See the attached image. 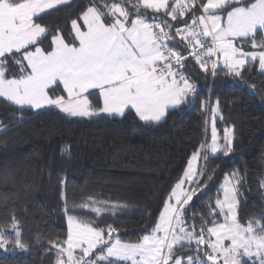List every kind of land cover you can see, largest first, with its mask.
Returning <instances> with one entry per match:
<instances>
[{"label":"trees","instance_id":"1","mask_svg":"<svg viewBox=\"0 0 264 264\" xmlns=\"http://www.w3.org/2000/svg\"><path fill=\"white\" fill-rule=\"evenodd\" d=\"M113 2L124 4L125 0H71L42 13L35 18L46 29L41 46L47 48L51 37L58 34L73 42L71 21H80L82 13L94 4ZM135 3L128 0L125 6L133 12ZM201 14L200 9L195 12ZM219 14L226 17V12ZM147 15H153L151 10ZM163 18L176 24L171 17ZM183 19L192 23L191 16ZM261 37L264 31L259 29L257 43ZM184 43L177 46L170 42V46L187 58L180 70L195 91L182 104L168 109L158 122L141 121L131 108L123 115L72 117L56 108L37 111L0 97V231L17 222L28 248L27 255L0 256V264H56L58 253L53 245L66 240L69 215L99 228L115 229L112 242H139L147 234L145 229L150 232L158 220L162 201L197 150L203 151L204 157L192 183L196 194L184 207L186 224L199 230L202 220L224 221L223 215H212L210 209L223 197L226 178L236 173L241 181L236 186L237 219L245 226L251 222L256 234H261L264 71L257 59L248 60L240 76L222 64L213 75L210 68L204 71L199 67L189 55L190 49L184 50ZM240 43L238 40L237 45ZM244 45L245 51L259 50L251 47V41ZM9 68L18 71L11 62ZM89 99L98 106L97 91ZM212 117L221 146L225 131L229 134L232 151L227 154L226 149L213 154L210 148H201L210 143ZM97 208L99 213L94 211ZM175 247L177 256L192 254L186 247ZM237 257L239 264H260L251 257ZM201 258L206 259L202 253Z\"/></svg>","mask_w":264,"mask_h":264},{"label":"snow or ice","instance_id":"2","mask_svg":"<svg viewBox=\"0 0 264 264\" xmlns=\"http://www.w3.org/2000/svg\"><path fill=\"white\" fill-rule=\"evenodd\" d=\"M64 2L0 0V97L37 110L56 108L72 117L123 115L131 108L141 121L150 122L161 120L169 106L182 104L195 91L180 71L187 58L169 46L170 42L177 46L186 42L184 50L194 49L189 55L204 71L210 68L213 75L222 63L240 76L248 58H258L264 70V37L259 43L256 40L257 30L264 31V0H207L199 6L194 0H174L171 4L169 0H136L133 12L125 6L128 0L124 4H94L82 13V23L71 21L73 44L58 34L51 37L47 48L42 47L46 29L35 18ZM200 7L203 14L196 16ZM147 10H151V17ZM220 12H226V19L217 14ZM185 16H191V24ZM179 24L183 27L176 26ZM245 41H251V47L259 51H245ZM9 62L18 71L11 72ZM92 89L98 91V106L89 99ZM223 139L221 146L213 117L211 143L201 148H210L212 153L226 149L227 154L232 151L227 130ZM200 155L199 150L193 152L182 178L162 201L158 220L150 232L145 229L147 234L139 242H112L115 229L99 228L69 215L66 240L53 245L58 253L56 264H100L109 258H114L109 264H239L241 250L243 255L258 256L264 264V225L258 226L261 234H256L253 224L242 225L235 213L236 186L241 182L236 173L226 180L223 198L210 209L212 215H223L224 222L202 220L199 230L186 224L184 207L196 193L184 185L198 175L194 164ZM94 211L99 213L100 209ZM207 223L211 226L205 227ZM5 231H0V247L5 245ZM175 246L186 247L192 254L177 256Z\"/></svg>","mask_w":264,"mask_h":264},{"label":"rangeland","instance_id":"3","mask_svg":"<svg viewBox=\"0 0 264 264\" xmlns=\"http://www.w3.org/2000/svg\"><path fill=\"white\" fill-rule=\"evenodd\" d=\"M68 0H65V2H67ZM58 6V5H57ZM40 16V15H39ZM42 26V25H41ZM66 41V40H65ZM67 43H71V42H68L66 41ZM186 43V42H185ZM71 45V44H70ZM78 46V45H77ZM170 46V45H169ZM191 50V49H190ZM252 51H259V50H252ZM258 59V58H257ZM248 60H251L250 58H248L246 60V62ZM222 64V63H221ZM11 72H16L17 70H13L11 69L10 70ZM181 71V70H180ZM264 71V70H262ZM183 75H185L188 79L189 77L186 75L185 72L181 71ZM189 82L191 83L190 79H189ZM192 84V83H191ZM93 90V89H92ZM91 91V90H89ZM98 92V91H97ZM192 95V93L189 94V96ZM178 105H175V106H169L168 109L170 108H174ZM23 107H27V106H23ZM167 109V110H168ZM127 110V109H126ZM125 110V111H126ZM166 110V112H167ZM166 112H165V115H166ZM110 115H117V114H110ZM165 115L161 118V120L165 117ZM213 116V115H212ZM160 121V120H159ZM150 122H158V121H150ZM212 124H213V117L211 119V123H210V129H212ZM210 143H211V139H210ZM209 143V145H210ZM201 155L198 157L197 161L195 162L194 166L198 169H200L201 167V163L203 161V157L204 155L202 154V151H200ZM203 156V157H202ZM227 180V178H226ZM226 180L224 181V184L226 182ZM195 181V180H194ZM193 181V182H194ZM195 184V183H194ZM223 184V186H224ZM223 186H222V191H223ZM195 185H192L191 184V187L189 188V192H191L193 189H194ZM187 190V189H186ZM223 198V197H222ZM221 198V199H222ZM236 201H237V195H236ZM237 205V203H236ZM237 208V207H236ZM236 208H235V213H236ZM237 215V214H236ZM224 222V221H223ZM222 222V223H223ZM15 225V227H13ZM7 229V231L4 232L3 236H2V239L3 241L5 242V245L3 247H0V256H7V255H27L28 254V248L26 247V245L22 242V236H21V231H20V228L17 224V222H14L11 227H8V228H5ZM3 229V230H5ZM2 231V230H1ZM17 233L19 235H17ZM215 239V238H214ZM19 242V244L17 243ZM228 243H230V241H225V244L227 245ZM19 245H23L22 247L19 246ZM253 252H255V248L252 249ZM77 252H79V250H77ZM76 254V253H75ZM77 256L79 254H76ZM239 256H243V257H247L249 258V256H246V255H243V250H241ZM254 258L257 262L259 261L260 263V258L258 256H251L250 259ZM114 258H109V260H113ZM238 259V257H237ZM121 262V261H120ZM123 262V261H122ZM125 263V262H124ZM126 263L128 264H131L130 261H127ZM103 264V263H102Z\"/></svg>","mask_w":264,"mask_h":264},{"label":"crops","instance_id":"4","mask_svg":"<svg viewBox=\"0 0 264 264\" xmlns=\"http://www.w3.org/2000/svg\"><path fill=\"white\" fill-rule=\"evenodd\" d=\"M69 1H71V0H68L67 2H64V3H62V4L68 3ZM169 2H170V0H169ZM62 4H60V5H62ZM58 6H59V5H58ZM49 10H50V9H49ZM46 11H48V10H46ZM46 11H45V12H46ZM41 14H42V13H41ZM41 14H40V15H41ZM202 14H203V13H202ZM202 14H201V15H202ZM217 14H219V13H217ZM220 15H221V14H220ZM225 19H226V17H225ZM78 23H82V21L80 20V21H78ZM42 27H43V26H42ZM258 30H259V29H258ZM238 40H240V39L238 38L237 41H238ZM237 41H236V43H237ZM73 43H74V41L71 42V43H69V44H73ZM96 91H97V90L93 89V90L90 91V93H92V92H96ZM188 96H189V95H188ZM183 102H184V101H183ZM27 107H30V106H27ZM30 108H31V107H30ZM46 108H47V107H46ZM43 109H44V108H43ZM34 110H37V109H34ZM39 110H42V109H39ZM37 111H38V110H37ZM202 154L204 155L203 151H202ZM213 154H214V153H213ZM202 157H203V156H202ZM198 172H199V169H198ZM196 177H197V176H196ZM196 177L194 178V180L196 179ZM194 180H193V181H194ZM192 183H193V182H191V183H185L184 188L187 189V190L189 191V188L191 187V184H192ZM172 202L175 203L174 200H173ZM121 262H122V261H121ZM123 262H127V261H123Z\"/></svg>","mask_w":264,"mask_h":264},{"label":"built area","instance_id":"5","mask_svg":"<svg viewBox=\"0 0 264 264\" xmlns=\"http://www.w3.org/2000/svg\"><path fill=\"white\" fill-rule=\"evenodd\" d=\"M201 3H202V1L201 0H194V5H196V6H199V5H201ZM200 10L202 11V13H203V9H202V7H200ZM194 49H191L190 51H193ZM214 59H215V57H213Z\"/></svg>","mask_w":264,"mask_h":264}]
</instances>
